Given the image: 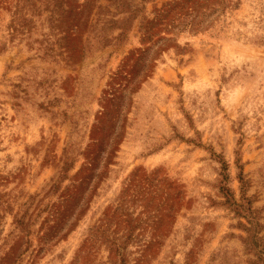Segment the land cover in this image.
Returning <instances> with one entry per match:
<instances>
[{
	"label": "rangeland",
	"instance_id": "obj_1",
	"mask_svg": "<svg viewBox=\"0 0 264 264\" xmlns=\"http://www.w3.org/2000/svg\"><path fill=\"white\" fill-rule=\"evenodd\" d=\"M0 264H264V0H0Z\"/></svg>",
	"mask_w": 264,
	"mask_h": 264
}]
</instances>
